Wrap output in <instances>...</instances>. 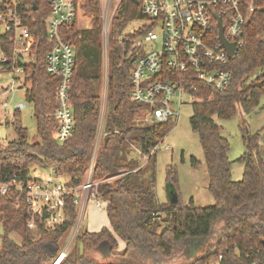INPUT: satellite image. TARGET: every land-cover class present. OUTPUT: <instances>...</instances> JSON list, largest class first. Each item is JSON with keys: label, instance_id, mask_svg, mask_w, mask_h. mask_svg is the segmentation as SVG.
I'll use <instances>...</instances> for the list:
<instances>
[{"label": "trees", "instance_id": "trees-1", "mask_svg": "<svg viewBox=\"0 0 264 264\" xmlns=\"http://www.w3.org/2000/svg\"><path fill=\"white\" fill-rule=\"evenodd\" d=\"M39 6L34 34L36 58L30 67L31 87L27 99L33 106L37 140L31 141L22 112L12 114L16 138L0 143V181L17 173L27 179L32 166L52 169L66 175L75 184L84 179L92 159L101 118L102 92L105 83L104 31L98 3L90 2L91 28H79L75 21L62 30L76 52L71 82V102L75 117L72 135L60 142L56 108V89L60 82L46 70V53L53 42L47 36L44 17L50 12L49 0H25ZM244 31V46L230 59L233 78L223 90L197 82L192 93L202 98L193 104L190 124L199 134L209 174L208 189L215 199L210 206H198L193 198L183 201L177 188V168L167 169V182L177 191L179 201L163 204L157 199L154 174L141 158L163 143L175 126L174 120H140L147 105L131 98L132 44L147 28L126 32L130 23L143 17L141 3L122 0L108 36L109 71L103 135L94 168L100 181L99 192L106 204L110 226L86 231L76 237L83 250L74 244L61 264H163L191 243H209L206 252L193 256L189 264H207L223 255V264H248L258 251L264 255V157L259 151V137L247 136V150L238 158L244 165L242 178L233 179L229 158L230 141L222 135L223 127L214 121L234 117L240 110L250 113L264 94V0L255 1ZM197 166L199 160L191 159ZM129 172L121 175L124 172ZM114 181L106 179L115 177ZM17 191L0 194V264H51L64 248L77 221L78 211L67 200V217L53 230L36 219L34 229L27 226L30 212ZM16 235L20 237L18 241ZM120 240L125 246L120 248ZM107 249V256L118 261L99 263L88 252ZM73 249V250H72ZM247 254L249 255L248 258ZM264 264V259L260 260Z\"/></svg>", "mask_w": 264, "mask_h": 264}, {"label": "built area", "instance_id": "built-area-1", "mask_svg": "<svg viewBox=\"0 0 264 264\" xmlns=\"http://www.w3.org/2000/svg\"><path fill=\"white\" fill-rule=\"evenodd\" d=\"M98 3L104 31L105 83L102 92L101 118L89 169L81 183L75 184L66 175H48L45 178L24 179L17 173L6 181H0V194L17 191L16 205L21 198L29 208L27 226L34 229L40 220L48 230L55 229L67 217V200L76 205L78 217L71 238L51 264H61L71 249L87 205L92 202L100 211H106L99 192L100 181L94 178V168L101 136L107 102V77L109 71L108 36L115 14L122 0H49L50 12L44 17L47 36L53 42L46 53V70L58 76L56 108L52 116L57 121L58 140L64 142L73 132L75 117L71 102V82L74 74L76 52L72 43L66 41L62 30L78 21L86 5L90 15V2ZM139 1V0H138ZM256 0H142L141 9L147 30L134 40L131 54V98L147 105L145 121L167 122L176 120L186 103L184 95L196 101L202 98L193 95L197 82H203L217 90L225 89L233 78L230 59L244 46L245 26L252 12L258 8ZM37 4L25 0H0V110L6 116L15 111L26 110L32 105L27 99L31 87L29 67L36 62L34 34ZM221 18L225 38L235 43L237 53L229 56L219 37ZM93 20V19H92ZM23 92L26 102L13 103L10 99ZM168 145L160 143L151 154ZM147 160L148 155H144ZM129 173L124 172L121 175ZM116 178V176H115ZM258 251L248 264H260L264 259ZM223 255L207 264H223Z\"/></svg>", "mask_w": 264, "mask_h": 264}, {"label": "rangeland", "instance_id": "rangeland-1", "mask_svg": "<svg viewBox=\"0 0 264 264\" xmlns=\"http://www.w3.org/2000/svg\"><path fill=\"white\" fill-rule=\"evenodd\" d=\"M141 1L139 0V3ZM93 17V15H89L85 5L80 12L77 26L82 29L91 28ZM144 20L145 18L141 17L133 21L128 25L126 32H132L140 28ZM10 99L13 103H27L23 92L14 94ZM183 101L186 104L181 108L180 115L175 120L174 128L162 143V145H168L170 148L165 149L161 147L150 160L142 156L141 162L142 165H146L154 174L155 192L160 203L166 204L170 202L169 193L171 189L167 182V169L169 166L175 165L177 168V188L183 201L188 202L193 198L195 204L198 206H210L215 203V199L208 189L210 179L205 156L199 134L192 129L190 124V117L194 110L193 104L196 100L192 96L184 95ZM21 112L24 125L28 128L30 134V140L34 142L37 140V126L33 106L28 105L27 109ZM144 118L145 113H143L140 120H144ZM213 118L217 124L223 127L222 135L231 143L229 158L233 163V179L238 181L242 178L244 171V165L238 161V158L247 150L245 143V137L248 135L247 131L249 132V136L259 137V151L264 157V94L261 96L259 105L250 113L240 110L230 119H222L218 116H214ZM14 138H16V133L12 125V116H6L4 111L0 110V143H5ZM192 157L199 160L197 166L192 165ZM31 166L33 168L31 177L45 178L48 175L54 174L51 168L41 169L35 165ZM114 180L115 177L106 179L108 182ZM103 227L111 228L107 213L100 211L94 203L90 202L86 207L78 235L86 231H98ZM70 238L71 235L67 241ZM16 239L19 241L20 237L16 235ZM212 242L213 239L208 240L207 244L201 241L191 243L184 252L181 251L171 259L166 260L163 264H189L193 256L206 252L209 248V243ZM73 244L74 248H78L80 251L83 250L82 243L78 239ZM123 246L124 244L121 242L120 247ZM88 255L99 263H115L118 261V258L115 256H107V249L105 247L92 250L88 252Z\"/></svg>", "mask_w": 264, "mask_h": 264}, {"label": "water", "instance_id": "water-1", "mask_svg": "<svg viewBox=\"0 0 264 264\" xmlns=\"http://www.w3.org/2000/svg\"><path fill=\"white\" fill-rule=\"evenodd\" d=\"M134 2H138V0H134ZM35 7H37V5ZM218 21H219L218 25H219V37H220V40L222 41L224 46L227 48L229 56L232 57V56L236 55L237 47H236L235 43H231L225 38L224 28H223V25H222L221 18L219 16H218ZM170 189H171V191L169 193L170 202L172 204H175V203H177L179 201V196H178L177 191H175L173 188H170Z\"/></svg>", "mask_w": 264, "mask_h": 264}, {"label": "crops", "instance_id": "crops-1", "mask_svg": "<svg viewBox=\"0 0 264 264\" xmlns=\"http://www.w3.org/2000/svg\"><path fill=\"white\" fill-rule=\"evenodd\" d=\"M121 242H122V244H124V246H125V242L122 241V240H120L119 246H121ZM124 246H123V247H124ZM123 247H120V248H123Z\"/></svg>", "mask_w": 264, "mask_h": 264}]
</instances>
